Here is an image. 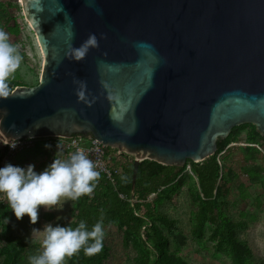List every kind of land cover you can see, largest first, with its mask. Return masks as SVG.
Listing matches in <instances>:
<instances>
[{
	"label": "water",
	"instance_id": "1",
	"mask_svg": "<svg viewBox=\"0 0 264 264\" xmlns=\"http://www.w3.org/2000/svg\"><path fill=\"white\" fill-rule=\"evenodd\" d=\"M21 3L44 61L36 85L0 100L4 142L93 136L135 156V182L143 160L201 162L236 126L264 136V0ZM90 34L98 47L66 58Z\"/></svg>",
	"mask_w": 264,
	"mask_h": 264
},
{
	"label": "rangeland",
	"instance_id": "2",
	"mask_svg": "<svg viewBox=\"0 0 264 264\" xmlns=\"http://www.w3.org/2000/svg\"><path fill=\"white\" fill-rule=\"evenodd\" d=\"M0 29L8 33L10 43L18 47L22 57L11 79L19 85H36L40 81L44 56L21 0H0ZM251 125L236 126L230 133L231 141L217 153L226 178L219 210L227 222L235 225L238 237L244 239L257 259L264 263V146L249 138ZM46 144L51 148H45ZM0 145H3L1 140ZM57 151L55 144L40 140L33 147L12 155L6 164L23 168L32 164L34 171L40 173L53 162ZM192 162L188 160L184 165L179 182L176 180L163 187L159 195L150 197L156 210L167 219L157 223L176 260L180 258L186 264H234L232 247L229 244L221 247L220 238L214 235L215 224L207 222L202 236L195 233L201 194ZM1 200L6 208L0 217V263L15 257L16 264H29V257L42 250L41 236L32 235V229L42 231L46 224L55 227L70 222L76 214V201H67L62 209L51 211L41 207L38 221L33 225L27 215L18 221L7 202L2 197ZM103 230L109 253L102 264H142L137 238L128 235L118 224H107ZM170 260L173 261L171 256ZM69 261L70 258H66L65 264Z\"/></svg>",
	"mask_w": 264,
	"mask_h": 264
},
{
	"label": "trees",
	"instance_id": "3",
	"mask_svg": "<svg viewBox=\"0 0 264 264\" xmlns=\"http://www.w3.org/2000/svg\"><path fill=\"white\" fill-rule=\"evenodd\" d=\"M12 89L19 85L10 79ZM249 138L264 146V136L260 135L255 126ZM234 130V128H233ZM229 135L218 141L217 152L201 162H192V169L198 178L200 188V206L196 215L195 233L203 235L207 222L216 225L214 235L220 238V246L232 247L234 264H264L252 252L249 244L238 237L235 225L227 222L219 210V200L226 190V178L223 165L217 157L225 145L230 142ZM256 145V144H255ZM8 153L7 146L0 145V168ZM134 161L122 166V174L116 176L113 184L105 175H100L99 181L91 196H82L76 200V214L74 220L63 222L60 226L76 228L81 221L86 222L88 230L103 218V229L107 224H118L125 228L128 235L138 239L140 260L142 264H186L180 258L175 259L167 246V237L158 225V221H166V217L159 213L152 195H159L163 187L179 182L185 166L165 165L156 160L145 159L141 162L136 181H133ZM122 194L124 197H121ZM199 194V195H200ZM5 203L0 201V217L5 211ZM22 245L21 241L17 239ZM103 250L93 256H85L83 250L72 256L68 264H102L109 253V246L103 241ZM170 256L173 261L170 260ZM15 257L0 264H16Z\"/></svg>",
	"mask_w": 264,
	"mask_h": 264
},
{
	"label": "clouds",
	"instance_id": "4",
	"mask_svg": "<svg viewBox=\"0 0 264 264\" xmlns=\"http://www.w3.org/2000/svg\"><path fill=\"white\" fill-rule=\"evenodd\" d=\"M96 47L98 39L95 34H90L78 48L70 45L65 55L66 58L79 62L91 48ZM21 60L18 47L10 43L8 33L0 29V100H7L15 94L9 81L19 68ZM76 83L79 85L76 92L78 102L91 106L95 98L89 101L86 82L79 80ZM101 83L107 87L103 81ZM0 114L4 118L8 112L0 109ZM0 123H3L2 118ZM4 144L14 149L17 140ZM58 147L59 145L57 149ZM45 148H51V145L46 144ZM34 167L29 164L23 168L9 163L0 168V197L7 202L18 221L27 215L33 225L38 221L41 207L46 211L62 209L67 201H76L85 195L91 196L100 179L96 163L81 149L71 153L67 159L60 158L57 151L53 162L40 173L34 171ZM36 233L41 236L42 250L29 257V264H65L66 258H71L81 250L85 256L90 257L99 254L104 247L103 218L91 230H88L86 222L81 221L76 228L46 224L42 231L33 228L32 235Z\"/></svg>",
	"mask_w": 264,
	"mask_h": 264
},
{
	"label": "built area",
	"instance_id": "5",
	"mask_svg": "<svg viewBox=\"0 0 264 264\" xmlns=\"http://www.w3.org/2000/svg\"><path fill=\"white\" fill-rule=\"evenodd\" d=\"M40 140L55 144L56 148L57 145H59L58 151L62 153L64 159H67L68 156L77 151V149L83 150L88 155V158L96 163L97 171L100 172V175H105L113 184L116 181V176L122 174V166L135 160L134 155L121 151L115 147L108 146L93 136L86 137L75 135L70 138L45 137L18 140L17 146L14 149L4 144L5 142L1 140L3 142L2 146H7L8 148V153L2 161V167L5 166L6 161L12 155L18 151L33 147L36 142ZM120 196L124 197L122 194H120Z\"/></svg>",
	"mask_w": 264,
	"mask_h": 264
}]
</instances>
